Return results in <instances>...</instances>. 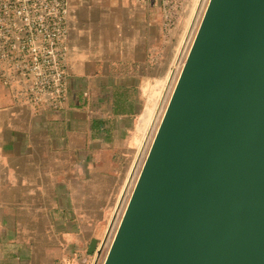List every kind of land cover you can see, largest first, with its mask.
<instances>
[{
	"label": "crops",
	"instance_id": "obj_1",
	"mask_svg": "<svg viewBox=\"0 0 264 264\" xmlns=\"http://www.w3.org/2000/svg\"><path fill=\"white\" fill-rule=\"evenodd\" d=\"M161 33L145 2L70 0L62 108L0 84V264H90L172 88Z\"/></svg>",
	"mask_w": 264,
	"mask_h": 264
},
{
	"label": "water",
	"instance_id": "obj_2",
	"mask_svg": "<svg viewBox=\"0 0 264 264\" xmlns=\"http://www.w3.org/2000/svg\"><path fill=\"white\" fill-rule=\"evenodd\" d=\"M103 264H264V0L209 1Z\"/></svg>",
	"mask_w": 264,
	"mask_h": 264
},
{
	"label": "built area",
	"instance_id": "obj_3",
	"mask_svg": "<svg viewBox=\"0 0 264 264\" xmlns=\"http://www.w3.org/2000/svg\"><path fill=\"white\" fill-rule=\"evenodd\" d=\"M70 0H0V84L17 101L50 110L67 100L65 69ZM156 7L166 35L199 0H136Z\"/></svg>",
	"mask_w": 264,
	"mask_h": 264
},
{
	"label": "rangeland",
	"instance_id": "obj_4",
	"mask_svg": "<svg viewBox=\"0 0 264 264\" xmlns=\"http://www.w3.org/2000/svg\"><path fill=\"white\" fill-rule=\"evenodd\" d=\"M204 3V1H203ZM202 3V4H203ZM145 5L149 7V4L147 2H145ZM202 7V5L200 4L199 7ZM200 8H198L195 12V19H194V22L193 24L191 25H186V21H187V18H185L183 20V22L181 24H179L178 26H176L170 35H166V37H164L163 35H165L164 31L162 30V37L163 38V41L165 44L164 46L167 48L166 51L169 52V60H168V68L167 70L169 71L170 69H172L173 71H171L172 73V81H171V87L174 83V80H175V76L177 74V72L179 71V68L181 67V65L183 64L184 62V59H185V54H186V51H187V48L189 46V43H190V39L189 36H190V33L193 32L192 30H194V27H195V23L198 22V19H199V16H200ZM199 13V14H198ZM189 15V14H188ZM183 38V41H182V45L181 47L179 48V54L177 56V60L175 61L174 65H173V68H172V64H173V56L174 54L176 53L177 49H178V45L180 43V39ZM167 71V72H168ZM169 86H170V82H169V79L166 81V83L164 84L163 82V88H162V97H161V105L163 104V102L165 101V97L167 95V91L169 89ZM171 90V89H170ZM170 93V92H169ZM169 95V94H168ZM168 99V96L166 98V101ZM166 103V102H165ZM160 105V104H159ZM165 106V104H164ZM164 106H163V110H164ZM162 110V111H163ZM157 111V110H156ZM161 116V115H160ZM160 118V117H159ZM158 123V122H157ZM157 125V124H156ZM156 127V126H155ZM155 129V128H154ZM151 140V139H150ZM150 142V141H149ZM143 152H145V149L141 148L140 150V153H139V156H138V160H137V169H138V166H140L141 164H138L143 156ZM142 163V160L141 162ZM136 168V167H135ZM132 176V175H131ZM135 176V175H134ZM133 176V177H134ZM132 179V180H131ZM130 179V183L128 184V186L126 187L125 189V192H124V196H123V199L120 203L119 206H117V210L115 211V220L110 228V230H108L107 228V231H106V234L104 235L103 239L100 241L99 245L102 243V241L104 242L103 245L101 246V250L99 252V254L97 253H92L90 254V261L89 263L90 264H102L103 263V260H104V257L107 253V250L109 248V244H110V241L112 239V236H113V233L115 231V228L117 226V223H118V220L121 216V212H122V208H123V205H124V201L126 202L127 198H128V194H129V191L131 190V183L133 180V178ZM112 221V220H111ZM111 223V222H110ZM98 245V246H99Z\"/></svg>",
	"mask_w": 264,
	"mask_h": 264
},
{
	"label": "bare ground",
	"instance_id": "obj_5",
	"mask_svg": "<svg viewBox=\"0 0 264 264\" xmlns=\"http://www.w3.org/2000/svg\"><path fill=\"white\" fill-rule=\"evenodd\" d=\"M203 1H204V3H203ZM209 1H210V0H199V2H198V4H197V7H196V8H192L191 11H190V13H189V15L187 16L186 25H191V24H193L194 19H195V12H196V10H197L198 8H200L201 11L199 10V11H200V16H199L198 22L195 23L194 30H192L193 32H191V33H190V36H189V38H191V39H190V43H189V46H188L187 51H186V54H185V59H186V57H187V55H188V52H189V50H190L191 44H192V42H193V39L195 38V35H196V33H197L198 29H199V26H200V24H201V21H202V19H203V16H204V14H205V11H206V8H207V6H208ZM202 3H203V4H202ZM200 4L202 5V7H201V6L199 7ZM198 14H199V13H198ZM185 59H184V62H185ZM184 62H183V64H184ZM183 64L181 65V67L179 68V71L177 72V74H176V76H175V80H174L173 86H172V88H171V90H170V93H169V95H168V99H167V101H166V103H165L164 110L162 111L161 116H160V118H159V120H158V123H157L155 129L153 130V134H152V136H151V138H150L151 140H150V142H149V144H148V146H147V149H146L145 155H144V157H143L142 163H140L141 165L139 166V170L137 169V164H136V168H135V169L133 170V172H132V177H133V175H135V179H134V181L132 182V186H131V190L129 191L128 198H127L126 202L124 201V205H123V208H122L121 216H122V214H123V212H124L125 206H126V204H127V201H128V199H129V196H130V194H131L132 188H133L134 183H135V181H136V179H137V176H138V174H139V171H140V169H141V167H142V165H143V162H144V160H145L146 154H147V152H148V150H149V147H150V145H151V143H152V141H153V138H154V136H155V134H156V131H157L158 125H159V123H160V121H161V119H162V117H163V114H164V111H165V109H166L167 103H168L169 98H170V96H171V93H172V91H173V89H174V87H175L176 81H177L178 76H179V74H180V72H181V69H182V67H183ZM138 164H139V163H138ZM129 183H130V182H129ZM123 200H124V199H123ZM119 205H120V204H119ZM121 216H120V218H119V220H118L117 226H116L115 231H114V233H113L112 239H111L110 244H109V248H110V245H111V243H112V240H113V237H114V235H115V232H116V230H117V227H118L119 221H120V219H121ZM115 217H116V216L114 215V218L112 219V221H111V223H110V226H109L108 230H110V228H111V226H112V224H113V222H114V220H115ZM114 223H115V222H114ZM109 248H108V250H109ZM108 250H107V253H108ZM107 253H106V255H107ZM106 255H105V257H104V260H105V258H106ZM104 260H103V263H104ZM103 263H102V264H103Z\"/></svg>",
	"mask_w": 264,
	"mask_h": 264
}]
</instances>
